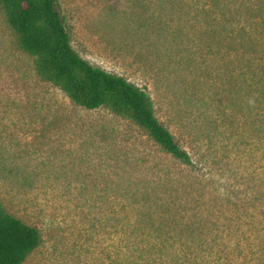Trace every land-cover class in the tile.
<instances>
[{"label": "trees", "instance_id": "trees-1", "mask_svg": "<svg viewBox=\"0 0 264 264\" xmlns=\"http://www.w3.org/2000/svg\"><path fill=\"white\" fill-rule=\"evenodd\" d=\"M162 4L172 12L136 17L133 32L153 50L147 58L157 61L160 78L191 75L197 92L189 99L188 117L196 124L186 132L196 154L159 119L145 88L79 54L59 0H0L19 49L34 57L42 79L79 106L107 108L136 123L180 167L165 159L132 169L135 163L125 161L132 165L127 171L120 159L127 153L113 148L100 155L94 174L83 176L85 182L101 178L85 200L104 213L92 226L106 227L101 253L110 264H264V185L244 197L237 189L223 192L213 170L204 166L212 162L211 147L236 123L264 158V0H159L156 7ZM207 84L218 88L210 99ZM176 119L182 124V115ZM96 135L104 146L105 128ZM204 138L205 145L198 144ZM183 168L190 172L180 176ZM19 170L9 172L22 185L38 180ZM84 186L80 194L87 195ZM42 239L37 226L11 213L0 199V264H23Z\"/></svg>", "mask_w": 264, "mask_h": 264}, {"label": "rangeland", "instance_id": "rangeland-1", "mask_svg": "<svg viewBox=\"0 0 264 264\" xmlns=\"http://www.w3.org/2000/svg\"><path fill=\"white\" fill-rule=\"evenodd\" d=\"M136 1H144L150 8L138 7ZM158 1L59 0L71 43L79 54L145 88L155 102L159 119L196 154V145L186 132V127L196 124L188 117L189 99L197 92L190 83L191 75L160 78L157 61L147 58L153 50L139 42L140 33L133 32L137 18L172 12L163 4L162 9L157 8ZM182 12L185 14V10ZM33 58L19 49L0 8V199L11 213L37 226L43 235L42 244L23 264H110V257L101 253L106 227L92 226L94 218L104 217V213L99 214L95 206L90 208L85 200L95 191L93 183L101 178L98 174L94 181L85 182L83 176L94 174L102 162L100 155L113 148L127 153L120 159L135 163L132 169L165 159L175 169L180 167L167 159L136 123L107 108L88 110L73 103L63 90L36 73ZM206 87V97L215 96L217 86ZM176 115L183 116L182 124ZM206 120L210 121L209 109ZM237 126L230 127L211 147L212 162L204 166L208 172L213 170L215 184L223 192L237 189L244 197L264 185V158L255 141L244 138V128ZM104 128L109 139L100 147L96 132ZM248 139L252 144L242 143ZM202 142L205 145L206 139L198 144ZM125 165L129 171L132 165ZM13 167L38 180L22 185L9 172ZM182 171L180 176L190 172ZM84 182L90 190L87 195L80 194Z\"/></svg>", "mask_w": 264, "mask_h": 264}]
</instances>
